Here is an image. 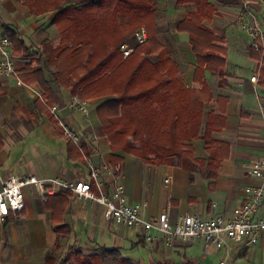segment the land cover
<instances>
[{
    "label": "crops",
    "instance_id": "crops-1",
    "mask_svg": "<svg viewBox=\"0 0 264 264\" xmlns=\"http://www.w3.org/2000/svg\"><path fill=\"white\" fill-rule=\"evenodd\" d=\"M153 1L156 37L178 63L186 87L198 86V81L196 85L193 82L197 57L188 33L179 31L177 23L188 12L204 13L201 25L222 40L223 55L219 54L224 60L222 73L204 72L202 80L211 99L206 100L205 92L200 109L204 123L212 114L223 119V126L212 127L207 133L202 127L197 136L186 141L190 152L168 164L144 163L132 153L112 150L95 109L101 98L86 99L87 112H83L70 105L74 95L52 81L54 67L48 52L57 36L52 21L54 11L42 8L43 1L32 3L39 7L34 8L31 0H0V32L6 28L15 31L31 52L38 53L53 97L52 103H47L38 83L29 85L18 78L17 73L29 59L14 56L10 41L16 75L0 77V178L28 175L88 180L86 156L100 167L120 163L125 199L129 203L146 202L144 217H156L167 210L173 223L181 214H197L206 219L218 215L231 219L236 215L248 189L256 184L243 164L264 154L260 109H264V56L261 59L260 52L250 46L240 15L241 0H205L199 5L176 0ZM258 66L255 82L251 76ZM38 90L41 97L36 93ZM196 97L197 94L193 99ZM59 121L76 131L79 148L74 143L76 149L72 147L63 135ZM208 139L222 144L225 150L217 155L226 153V156L213 159L216 147H210ZM209 164L216 169L212 177L205 176ZM101 178L108 189L109 175L103 173ZM46 188L50 193L42 199L32 186L23 187L24 209L0 223L12 236L17 226L25 229L26 245L48 248L44 254H30L22 264H75L64 255L68 246L85 255L96 254L102 247H119L121 253L126 251L123 256L138 264H217L224 257L228 264H264V233L254 245L227 239L225 245L217 247L206 245L202 238L186 242L176 239L172 244L158 238L148 244L139 229L107 219L101 204L79 198L58 184ZM255 215L264 217V199ZM60 224L67 226V237H57L54 232L53 227Z\"/></svg>",
    "mask_w": 264,
    "mask_h": 264
},
{
    "label": "trees",
    "instance_id": "trees-1",
    "mask_svg": "<svg viewBox=\"0 0 264 264\" xmlns=\"http://www.w3.org/2000/svg\"><path fill=\"white\" fill-rule=\"evenodd\" d=\"M36 1H43L42 8L54 11L52 21L57 36L48 52L54 67L53 83L81 100L101 98L95 109L112 150L132 153L144 163L168 164L190 152L186 141L197 136L202 127L207 133L212 127L223 126V119L212 114L204 123L200 109L205 92L206 100L211 99L202 80L204 72L221 74L224 65L219 57L220 53L223 55L222 40L201 25L205 14L200 9L199 13L188 12L176 25L179 31L188 33L197 57L193 82L196 85L198 81V86L186 87L178 63L156 37L153 0H31L34 8H39L32 4ZM176 1L205 3V0ZM140 26H145L147 40L136 44L133 34ZM2 34L11 41L14 56L29 59L26 67L17 73L18 78L29 85L38 83L43 98L52 103L51 88L40 67L38 53L31 52L15 31L6 28ZM123 43L133 47L127 57L120 50ZM195 94L197 97L193 99ZM135 142L139 147L133 146ZM206 142L216 147L213 159L226 156V153L217 155L225 150L222 144L211 139ZM211 164L206 177L216 172ZM53 230L57 237L68 236L65 225L54 226ZM99 250L85 255L80 249L68 246L64 255L75 264H138L123 256L119 247Z\"/></svg>",
    "mask_w": 264,
    "mask_h": 264
},
{
    "label": "built area",
    "instance_id": "built-area-1",
    "mask_svg": "<svg viewBox=\"0 0 264 264\" xmlns=\"http://www.w3.org/2000/svg\"><path fill=\"white\" fill-rule=\"evenodd\" d=\"M241 17L250 46L260 52L261 59L264 56V0H241ZM147 40L145 26H140L133 34L136 44ZM123 57H127L133 47L125 43L120 45ZM257 71L251 76L252 81L258 80ZM16 75L13 63L11 43L9 38L0 32V77H12ZM19 85L23 82L17 79ZM36 93L41 97V92ZM70 105L73 108L87 112L85 100L73 96ZM261 109V117L264 121V109ZM54 109H52L53 111ZM61 131L65 137L80 147L79 137L76 131L59 121ZM88 167L89 179H76L73 181L58 179L56 177L32 178L28 175L0 178V223L10 216H16L25 207L22 188L32 186L45 199L50 193L47 185L58 184L70 191L73 195L92 200L104 206L105 217L115 223L125 225L128 228H137L141 231L144 241L148 244L161 238L167 244H172L176 239L186 242L194 238H202L206 245L223 246L227 239L242 242L244 245H254L258 236L264 233V217L255 215L264 199V154L243 166L248 173L256 179V184L248 189V196L239 207L236 215L227 219L223 216L202 218L197 214H181L175 222L168 219L167 210H163L156 217L143 216L146 202L129 203L125 199V189L121 182V165L119 162L112 166L96 165L90 158L84 156ZM106 173L110 180L108 189L102 181L101 175ZM217 264H228L226 257Z\"/></svg>",
    "mask_w": 264,
    "mask_h": 264
},
{
    "label": "rangeland",
    "instance_id": "rangeland-1",
    "mask_svg": "<svg viewBox=\"0 0 264 264\" xmlns=\"http://www.w3.org/2000/svg\"><path fill=\"white\" fill-rule=\"evenodd\" d=\"M133 146L139 147V143L135 142ZM26 232L25 229H21V227L17 226L13 231L15 236H12L9 234L8 229L6 230L4 226H0V264H22L23 260L30 254L38 255L48 251V248L44 249L41 247L38 249L26 245V238H24L28 236ZM125 252L126 251H122V254H126Z\"/></svg>",
    "mask_w": 264,
    "mask_h": 264
}]
</instances>
